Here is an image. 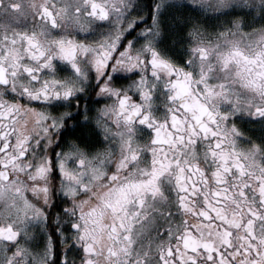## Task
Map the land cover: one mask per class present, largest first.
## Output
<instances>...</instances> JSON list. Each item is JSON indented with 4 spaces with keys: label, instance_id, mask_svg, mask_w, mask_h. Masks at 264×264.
<instances>
[{
    "label": "snow or ice",
    "instance_id": "6c2138e0",
    "mask_svg": "<svg viewBox=\"0 0 264 264\" xmlns=\"http://www.w3.org/2000/svg\"><path fill=\"white\" fill-rule=\"evenodd\" d=\"M0 264H264V0H0Z\"/></svg>",
    "mask_w": 264,
    "mask_h": 264
},
{
    "label": "flooded vegetation",
    "instance_id": "af4514ba",
    "mask_svg": "<svg viewBox=\"0 0 264 264\" xmlns=\"http://www.w3.org/2000/svg\"><path fill=\"white\" fill-rule=\"evenodd\" d=\"M101 103H103V101H101Z\"/></svg>",
    "mask_w": 264,
    "mask_h": 264
}]
</instances>
